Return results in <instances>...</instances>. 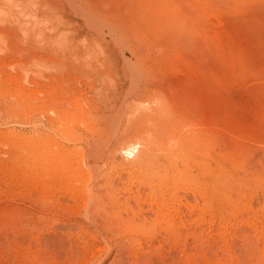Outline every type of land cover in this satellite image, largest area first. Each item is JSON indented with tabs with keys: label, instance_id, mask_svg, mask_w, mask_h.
Segmentation results:
<instances>
[{
	"label": "rangeland",
	"instance_id": "374dc122",
	"mask_svg": "<svg viewBox=\"0 0 264 264\" xmlns=\"http://www.w3.org/2000/svg\"><path fill=\"white\" fill-rule=\"evenodd\" d=\"M161 173L172 230L91 239ZM0 264H264V0H0Z\"/></svg>",
	"mask_w": 264,
	"mask_h": 264
},
{
	"label": "bare ground",
	"instance_id": "6f19581e",
	"mask_svg": "<svg viewBox=\"0 0 264 264\" xmlns=\"http://www.w3.org/2000/svg\"><path fill=\"white\" fill-rule=\"evenodd\" d=\"M155 111L156 110H154L152 108L151 109H144L140 113V115H143V118L145 117V119H146V116L148 114L152 115L155 113ZM159 112H161V111H159ZM159 112H158V114H159ZM161 116H159V117H161ZM153 120H155V119H153ZM158 120H159V118H157L156 122H158ZM152 126L154 127V124ZM150 130H151V128H150ZM159 130H161V129L159 128ZM162 133H164V131ZM160 135H162V134H160ZM166 135H164V136H166ZM209 136H206V138H209ZM168 139L170 141H172L171 138H168ZM164 141H165V139H164ZM140 146H142V144L139 142H134L132 140H125L124 143H121L119 150H121L122 152L127 154V156L134 157L135 156L134 153L138 154V149L140 148ZM140 152H142V151H140ZM207 171L208 172L217 171L216 164H215L214 168L212 166L208 165ZM185 179L186 178H184L183 173H179V174H163V173H161V175H144V178L142 180L141 179H139L140 181L138 180L139 183H137V185L141 183L140 185H143V187L139 186V185L138 186L141 187L143 190L145 188L146 191L142 190L143 192H141V191L131 192V190L127 189L126 186L124 188L121 187L118 189L115 187H109V188L105 189L106 191L104 192L103 196L100 197V196L93 195L92 198L96 197L95 200L93 201L96 204V206H94L92 211L94 212V210H95L94 213L98 215V218L100 219V221H102V223L96 222L95 225L97 224V226L95 229L92 228L93 231L87 230L88 235L91 237V239H95L98 242H101L103 240L101 231H105V233H106V229H108L107 231H109L111 227L113 228V231H114L115 227L117 229L121 228L120 230L121 231L123 230V232L126 233L124 235V237H130V238H132V236H134V235L146 233V232L148 234L156 235L157 230L160 228L161 229L168 228L167 230H172V227L175 225L177 219H174L173 216H171L170 214L167 213V211L170 207L173 208L174 204L172 202H173V200L179 198L180 191L182 192V194L185 192L186 187H187V185L185 184V182H186ZM217 184H218L217 180L215 179L213 181V185H211V187L209 186L208 198L211 199L209 201H212V199H214V197L217 194V190H218ZM116 187H119V186H116ZM184 195H185V193H184ZM206 196L207 195H205L204 197H206ZM144 197H146L147 201H149V208H148V211H150L149 216L146 213H144L143 210L141 209L142 204L139 206V204L142 203L141 200H143ZM180 197H181V195H180ZM157 198L159 199V202H156ZM89 200H90V198H89ZM132 203L133 204L135 203V206L132 205ZM186 203H188V202H186ZM214 206L215 205H213L212 208H215ZM216 209H217V207H216ZM145 212H146V210H145ZM93 225H94V223H93ZM101 226H102L103 230H101ZM113 226H115V227H113ZM84 228H85V226H84ZM117 229H116V231H117ZM87 239L89 240L90 238H87ZM91 241L92 240H90V243H91ZM124 241H126L125 238H124ZM88 243H89V241H88ZM90 243H89V245H91ZM94 244H96V243H94ZM89 245L87 244V246H89ZM94 248L92 247V249H94ZM86 249H88V248H86ZM128 249H129V247H128ZM89 251H90V249H89ZM103 252H104V249H102V253ZM100 253L101 252H99V254ZM85 254L86 253L84 252L83 255H85ZM67 255H68V253H67ZM100 260H102V259H100ZM96 263H98V261Z\"/></svg>",
	"mask_w": 264,
	"mask_h": 264
}]
</instances>
